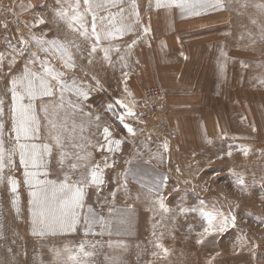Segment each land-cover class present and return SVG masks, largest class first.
Wrapping results in <instances>:
<instances>
[{"label": "rangeland", "instance_id": "374dc122", "mask_svg": "<svg viewBox=\"0 0 264 264\" xmlns=\"http://www.w3.org/2000/svg\"><path fill=\"white\" fill-rule=\"evenodd\" d=\"M188 3L157 8L156 0H122L97 11L102 35L99 17L109 13L115 27L128 30L102 38L89 56L91 14L84 13L87 38L80 24L57 15L71 16L75 0H0V264H264V0ZM51 40L68 49L75 67L65 66L45 43ZM41 65L63 73L68 87L46 77L53 95L32 101L38 131L17 141L11 81L25 66L45 75ZM23 88L17 85L22 95ZM152 88L162 101L147 96ZM111 141L122 143L108 151ZM20 144L37 146V166L27 168L36 174L31 184ZM96 165L99 184L91 180ZM62 183L83 188L79 222L74 230L56 224L34 235L32 192L47 187L50 194ZM209 212L235 216V226L202 236Z\"/></svg>", "mask_w": 264, "mask_h": 264}, {"label": "snow or ice", "instance_id": "6c2138e0", "mask_svg": "<svg viewBox=\"0 0 264 264\" xmlns=\"http://www.w3.org/2000/svg\"><path fill=\"white\" fill-rule=\"evenodd\" d=\"M59 3V0H57ZM122 2V0H83V4L86 6L84 9V13L91 14V36L94 37V41L91 45V51L89 53V56L97 52V46L100 42V40L107 39L110 37H113L116 33L123 34L125 31L128 30L127 26H121V27H115L116 17L115 15L109 13L107 17L100 16L99 21L102 26L105 27V31L103 35L101 32L97 31V11L102 9H107L111 7H118L119 4ZM171 4H177L178 7L185 8L189 6L188 0H156V7H167ZM46 6V5H45ZM81 9V3L80 0H75V4L73 6V14L71 16H68V13L64 10H60L57 15L61 18H67L70 22L78 23L80 24V29H77V31L82 30V35H84L86 38L89 36L88 28L85 27L84 21H85V15L80 11ZM123 9H121V12ZM105 20L108 21L109 24L113 26L115 31L112 29H108L106 25H104ZM137 20H139V15L137 13ZM43 20H40V23H43ZM5 28L8 27L7 24L4 25ZM145 33L149 31V29H144ZM34 40L37 41L38 44L41 43L40 40H38L36 37H33ZM18 43L21 44H27V41L24 40L22 37L19 39ZM45 43H48L52 45L56 50L60 51L62 56L65 58V66L66 67H75L72 56L69 53L68 49L61 44L57 40H51L46 41ZM131 47V45H129ZM48 49H44V51H47ZM104 52V58L106 60H110V57L108 55L109 49L105 48L103 49ZM3 54H0V57H2ZM20 56L24 55V49H21L19 52ZM32 56H35V53H31ZM186 58V57H185ZM34 62V61H31ZM89 63H91V59H89ZM44 68L45 75L37 76L36 73L31 72L27 69V66H25V75L21 78H13L11 81L12 84V111H13V120H14V131L16 133V139L19 141L21 137L28 139L30 138L35 132L38 131V121L36 120V117L34 115V105L32 103L33 100L37 98V96H51L53 95L52 87L49 84V81L46 77H51V79L57 81L61 88L68 87L64 81L61 79L63 73H60L56 71L55 69L51 68L50 66L41 65ZM127 75V74H125ZM26 82V83H25ZM38 82V83H37ZM21 84L24 85L23 92L24 95H22L19 91H17V85ZM73 85H75V81H73ZM77 94L83 96L85 99H87V93L83 90L77 88ZM25 96H27L29 103L25 104L23 101L25 99ZM63 98V95L61 93V99ZM117 104L121 107L125 108L127 111V114L130 116H135L136 113L133 112L131 109H128L126 105H123L122 102L117 101ZM3 101L0 100V115L3 113ZM112 105L108 106V110L112 111ZM98 119V118H97ZM118 119L120 122L124 125V127L127 129V132L129 134L135 135L134 129L131 127L130 124L124 122V117L119 116ZM3 134V124L0 123V136ZM112 133L109 131L107 127L104 128V136L105 140H108L109 137H111ZM57 144L60 143V138L57 136L56 138ZM122 143V141H111L107 145L108 151H113L112 144L119 145ZM21 149V163L25 165V176L30 178L29 183L31 184V178L34 177L36 174L31 173L27 171L28 165L31 163L33 167L37 166V158H38V152L36 151L37 146L36 145H27V144H20L19 145ZM105 147L104 145H101V148ZM167 146L165 145V148ZM45 152L50 153L51 149L45 145L44 146ZM231 154L230 152L228 153ZM246 154V153H245ZM11 162V161H9ZM5 166L4 156H3V140L0 139V171ZM99 165H96L92 172H91V180L94 184L102 183V177L98 171ZM47 175V173H45ZM238 183H243L242 180H238ZM12 183V191L15 193L17 188V182L15 180L11 181ZM38 185H49L51 182L49 181H36ZM32 196L34 197L33 203L38 207L39 211L33 212V234L34 235H43L44 231L46 229L51 228L53 225L58 224L62 229H72L74 230L75 225L79 222V216H78V209L83 206L82 202L84 199V191L82 187H77L75 185H69L68 183H62L58 187L53 185L51 187V191L49 194V189L47 187H41L38 191L32 192ZM161 207H163V203L161 202ZM204 216L207 219L209 227L204 229V234L212 235L213 231L217 232H224L227 230L229 225L235 226V216H225L223 213H204ZM217 216L220 217V219L217 221V225L214 228L213 227V221L217 219ZM39 222V225L41 226L39 230L37 229V223ZM199 243H203V239L198 241ZM80 252L84 256H90L92 253L85 251L84 245H80ZM164 252L167 253V249H164ZM71 259L75 260L76 257L72 256Z\"/></svg>", "mask_w": 264, "mask_h": 264}, {"label": "built area", "instance_id": "2783aa9c", "mask_svg": "<svg viewBox=\"0 0 264 264\" xmlns=\"http://www.w3.org/2000/svg\"><path fill=\"white\" fill-rule=\"evenodd\" d=\"M147 96L152 98L155 102L163 100V95L159 88H152L149 90Z\"/></svg>", "mask_w": 264, "mask_h": 264}, {"label": "crops", "instance_id": "0c3cea01", "mask_svg": "<svg viewBox=\"0 0 264 264\" xmlns=\"http://www.w3.org/2000/svg\"><path fill=\"white\" fill-rule=\"evenodd\" d=\"M9 1H14V0H9Z\"/></svg>", "mask_w": 264, "mask_h": 264}]
</instances>
